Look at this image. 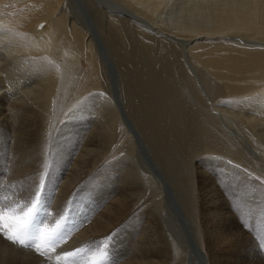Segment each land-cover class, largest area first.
Returning <instances> with one entry per match:
<instances>
[{
	"label": "bare ground",
	"instance_id": "bare-ground-1",
	"mask_svg": "<svg viewBox=\"0 0 264 264\" xmlns=\"http://www.w3.org/2000/svg\"><path fill=\"white\" fill-rule=\"evenodd\" d=\"M166 1L0 0V214L21 224L42 203L54 229L74 218L81 200L87 215L54 250H20L10 231L0 230V264H62L68 253L100 254L108 245L122 249L118 264H264V183L245 158L255 154L264 163L262 145L245 137L240 154L225 142L199 104L204 93L223 97L222 87L198 68L264 67V50L245 54L207 42L230 34L264 37V6L215 0L232 8L188 10L193 18L214 9L203 27L183 17L187 3L161 17ZM177 47L181 58L171 55ZM27 54L42 63L37 78L18 76L11 66L10 57ZM82 59L89 73L72 104ZM250 90L229 87V99ZM216 108L234 120L233 137L259 122ZM220 152L246 167L224 163L226 200L206 157ZM242 223L254 225L260 246Z\"/></svg>",
	"mask_w": 264,
	"mask_h": 264
},
{
	"label": "rangeland",
	"instance_id": "rangeland-1",
	"mask_svg": "<svg viewBox=\"0 0 264 264\" xmlns=\"http://www.w3.org/2000/svg\"><path fill=\"white\" fill-rule=\"evenodd\" d=\"M171 1V2H170ZM167 0L166 2H170L166 4L167 8H165L164 10H161L160 12H163L161 13V17L165 18L166 20L168 19V17H171L172 15H176L179 11H181V6L182 4L185 5L187 3V5L185 6H182L183 9L185 7V11H183V17H186L187 19L190 18L189 15H191L190 12H187L188 10H191V9H194V8H197L200 7V6H206L207 4L212 6L213 8H216V9H219L218 11H220L221 9H225V10H229L230 8H232L231 5H233L232 3H226L224 1V3L222 1H215V0H212V1H208L207 2H201L199 3L198 2H193V1H189V0ZM185 2V3H184ZM213 4H212V3ZM218 2V3H217ZM259 2L262 3V5L264 6V0H259ZM178 3V4H177ZM191 3V4H190ZM189 4V5H188ZM216 4V5H215ZM169 5V6H168ZM165 6V7H166ZM220 6V7H219ZM189 8V9H188ZM187 9V10H186ZM203 11V10H202ZM206 11V12H205ZM210 11V12H208ZM166 12V13H165ZM197 12V13H196ZM168 13V14H167ZM170 13V14H169ZM189 13V14H188ZM187 14V15H186ZM202 14V15H201ZM206 16H205V15ZM215 12H214V9H207V10H204L203 12L200 11H195L194 12V15H193V18H190L192 20H197L199 21V23L201 24V26L205 27V26H208V23L210 21H212L213 19V16H214ZM196 15V17H195ZM159 15L157 14L156 17H158ZM208 16V17H207ZM204 20L202 19V18ZM189 19V21H190ZM202 19V20H201ZM208 19V20H207ZM157 20H159L157 18ZM207 20V21H205ZM206 24V25H205ZM210 24V23H209ZM165 27V26H164ZM166 28V27H165ZM168 29V28H166ZM247 35H245L246 37ZM250 36V37H249ZM249 38L247 37V39H243L242 37H240L239 35L237 34H230L229 37L228 36H222L220 35V37L217 38H214L212 40H207L208 42V45H211L213 43V45H218V46H222V47H225V48H230L232 50H235V51H238V52H241V53H245L248 52L247 54H252V53H256V51H261V50H264V37H261L259 39L257 38H252L253 35L249 34ZM234 37V38H233ZM212 41V42H211ZM240 43H239V42ZM207 42H204V41H201L200 43H207ZM210 42V43H209ZM243 42V44H242ZM212 46V45H211ZM175 51V54L174 56L176 58H179L180 57V50L178 49V47L176 48V50H173L172 51V54L174 53ZM178 55V56H176ZM25 56H27L25 58ZM30 55H18L17 57L12 58L10 59L11 61V66L12 67H15L16 70V74L18 76L22 75V74H31L32 72H35L36 73V77L37 78L39 75L42 74V67H40L42 65V63H38L37 61L35 62L36 59H33L32 57H30ZM181 58V57H180ZM28 61V62H27ZM30 62H31V65H30ZM33 62V63H32ZM24 64V65H23ZM30 65V66H29ZM38 67H36V66ZM252 66V67H251ZM246 65L243 69L241 70H234V71H237V72H232V71H227V70H221V71H216L211 69H208V68H205L203 65H199V69L201 70V73H205L206 77L209 78V80H211L212 82L216 83L220 88L222 87V92L224 93V96L223 97H220L218 99H214L212 97H209V93L207 94H201V101L204 99V101H199V104L201 105L200 107L202 108L201 111L203 113L204 116H206L207 119L209 120H212L210 121L213 126L217 127V131L221 133V135H224L223 139L226 140L225 142L227 144H230L231 147H233L235 149L236 152L240 153L241 152L243 153L242 150V147L244 145V141L243 139L245 137H249L250 139H253L252 141L258 145L261 144L262 146L264 145V141H263V137L262 135L264 136V95H259V93L257 94L258 90L263 88L264 86V67H260V66H257V65ZM26 69H25V68ZM32 67V68H30ZM246 68V69H245ZM255 70H253V69ZM82 69H83V73H82V76L80 77V79L78 80V84L76 86V88L70 93V96L68 97L69 101L73 104L76 102L77 100V97L80 95V92H82L83 90V87L85 85V82H84V77L87 73H89V68H88V64L84 61V59H82ZM251 69V70H250ZM254 72H253V71ZM262 70V71H261ZM25 71V72H24ZM208 71V72H207ZM241 71V72H240ZM246 71V72H244ZM251 71V72H250ZM217 73V74H216ZM226 73L228 76H226ZM237 73V74H236ZM244 73V74H243ZM225 74V75H224ZM230 74V76H229ZM235 74V75H234ZM256 74V75H255ZM220 75V76H219ZM261 75V76H260ZM212 77V78H211ZM221 79V78H224V79H221V80H217L218 78ZM15 79V78H14ZM250 79V80H249ZM84 82V83H83ZM255 84H253V83ZM261 82V84H260ZM239 84V85H238ZM259 84V85H258ZM263 84V85H262ZM81 85V86H80ZM242 85V86H241ZM254 85V86H252ZM230 88H244V87H249V89H251L250 91L244 93L241 97H239L237 99V102L236 100H231L229 99L231 95H228L230 92H229V87ZM223 88L225 90H223ZM259 88V89H258ZM256 94H254V92ZM76 93V94H75ZM96 93V92H95ZM226 93V94H225ZM75 94V95H74ZM97 94H101V93H96V94H93V95H97ZM188 95V98L190 101L194 102L195 101V104L197 105L198 107V102H197V99L196 98H193V96H191V94L187 93ZM205 97V98H204ZM254 97V98H253ZM209 98V99H208ZM258 98V99H257ZM260 98V99H259ZM73 99V100H72ZM76 99V100H75ZM194 99V100H193ZM196 99V100H195ZM211 99V100H210ZM213 99V101H212ZM100 100V99H99ZM247 100H250V101H247ZM257 101V102H256ZM263 101V102H262ZM102 101L100 100L99 103H101ZM212 102H213V106H212ZM220 102V103H219ZM236 102V103H235ZM250 102H253V103H250ZM90 103H92L93 105L96 104V98H93L92 101H90ZM204 103V104H203ZM219 103V104H218ZM224 103V104H223ZM258 103V104H257ZM262 103V104H261ZM247 104V105H245ZM251 104V105H250ZM205 105V106H204ZM251 107H250V106ZM263 105V106H261ZM247 106V108H246ZM253 106V107H252ZM214 107V108H213ZM216 107L220 108V109H223V110H226L229 112V108L232 109L229 113H233L235 114V117L237 118V116H241V119H244V117H251V118H254L256 116V120H258L259 122L257 123V126L254 125L253 127H244L246 128L245 129V133L243 134L242 131L238 134H239V137H233L230 132V130L228 129H235L236 127L234 126L233 124V119L228 116H226L227 114L223 115L224 113H221V115L216 111ZM223 107V108H222ZM212 108V109H211ZM252 108V110L250 111L249 109ZM261 108V110H260ZM234 109H236V111H234ZM255 109V110H254ZM263 109V110H262ZM259 111V112H258ZM241 112V113H240ZM247 112L249 113L247 115ZM252 114H251V113ZM210 113V114H209ZM244 113V114H243ZM214 114V116H213ZM240 114V115H238ZM256 114V115H255ZM237 115V116H236ZM244 115V116H243ZM258 116V117H257ZM224 118V119H222ZM240 118V117H239ZM231 120V121H230ZM221 121V122H220ZM225 121V122H224ZM237 122V121H235ZM240 122V121H239ZM263 124H262V123ZM223 123V124H222ZM224 123H226L228 125V128L226 127L224 129ZM220 128V130H219ZM223 129V130H222ZM225 130V131H224ZM244 130V129H243ZM252 132V133H251ZM263 132V133H262ZM249 133V134H248ZM245 135V136H244ZM252 135V136H251ZM229 136V137H228ZM230 138V139H229ZM231 138L233 139V141L231 140ZM249 138H247L249 140ZM229 139V140H228ZM235 139V140H234ZM237 140V141H236ZM255 140V141H254ZM241 142V143H240ZM263 142V143H262ZM236 143V144H235ZM235 145V146H234ZM260 145V146H261ZM261 146V149H262V153L264 152V146L262 147ZM236 147V148H235ZM222 153V154H221ZM223 152H220V153H214L210 156H206V157H210L213 161L212 163V168H214L215 173L212 174V176L215 178L216 180V183L219 187V190L221 192V195H222V199L226 200V199H229V192H226L224 191L225 188L223 187L224 184H226V186L229 188V170H226L227 167L224 166V163L226 164H233V165H236V166H240V167H245V166H242L241 164H239L238 162L236 161H232L231 158H228L226 157L225 155L223 156ZM254 156L250 155V154H247V156L245 157L248 161H246L247 163V166L249 168H246L253 176L254 178L258 179V180H261L263 183H264V163L263 161L261 162L260 158L258 156H256L255 154H253ZM223 156V157H222ZM256 156V157H255ZM244 158V160H246ZM216 161V162H215ZM259 162V163H258ZM262 163V164H261ZM223 165V166H221ZM259 165V166H258ZM263 167V168H262ZM254 168V169H253ZM257 168V169H256ZM257 170V171H256ZM262 173V174H261ZM228 175V176H227ZM227 176V177H225ZM217 177V178H216ZM261 177V178H260ZM219 183V184H218ZM221 184H222V187H221ZM228 203V202H226ZM20 207H24L23 205H19ZM88 207L90 208V206L88 205ZM72 215L74 216L75 219H78V220H81L85 217H87L86 215V212L85 210L83 209V202L80 200L78 202V206L77 208L72 212ZM177 216V218L181 219V215L178 213L175 214ZM69 216H66L63 220L64 221H61L59 222L55 227L58 228L59 225L63 224L65 222V220L68 218ZM181 221V220H180ZM182 222V221H181ZM47 223V222H46ZM48 228L50 227V229L52 228L53 225H46ZM16 227V226H15ZM242 227L245 228V231H248L247 233H250V235L252 236V239L257 242V244L260 246L261 243H260V240H262V237L260 234H258V231L256 230V228H254V225L252 226V228L248 227L247 224H243L242 223ZM47 228V229H48ZM48 229V230H50ZM53 230V228H52ZM51 230V231H52ZM76 234V233H75ZM74 234V235H75ZM187 234V232H186ZM188 237V235H187ZM189 238V237H188ZM121 248H119V246H111V245H108V246H105L103 248V250H101L100 254H98V252L95 251V249H91V252L89 254H87L85 256V258H83L82 261H87L88 264H98V262L104 258V256L109 253L112 257V264H118L120 263V259H122V255H123V251L122 249L120 250ZM80 261V264L81 262Z\"/></svg>",
	"mask_w": 264,
	"mask_h": 264
},
{
	"label": "snow or ice",
	"instance_id": "snow-or-ice-1",
	"mask_svg": "<svg viewBox=\"0 0 264 264\" xmlns=\"http://www.w3.org/2000/svg\"><path fill=\"white\" fill-rule=\"evenodd\" d=\"M27 226V218L25 219L23 225L17 228L15 234L9 235L8 238L13 240L14 242L17 243H23V232L24 228ZM15 225L12 224H7L5 223V218L2 214H0V230H3L5 233L9 232ZM51 237H49L50 239ZM75 255L74 253H68L67 256H73Z\"/></svg>",
	"mask_w": 264,
	"mask_h": 264
}]
</instances>
